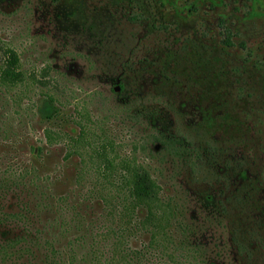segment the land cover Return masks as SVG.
<instances>
[{
  "label": "rangeland",
  "instance_id": "374dc122",
  "mask_svg": "<svg viewBox=\"0 0 264 264\" xmlns=\"http://www.w3.org/2000/svg\"><path fill=\"white\" fill-rule=\"evenodd\" d=\"M2 42L24 69L45 67L63 113L111 125L126 150L162 132L202 154L193 167L168 155L149 161L182 208L164 251L152 255L158 264L167 255L183 264H264V0H0ZM10 111L0 100L9 130L0 132V152L15 150L16 164L34 163L50 190L75 200L76 160L45 143L34 113ZM18 202L8 193L0 205ZM93 223L109 256L114 238L102 235L100 217Z\"/></svg>",
  "mask_w": 264,
  "mask_h": 264
},
{
  "label": "trees",
  "instance_id": "16d2710c",
  "mask_svg": "<svg viewBox=\"0 0 264 264\" xmlns=\"http://www.w3.org/2000/svg\"><path fill=\"white\" fill-rule=\"evenodd\" d=\"M223 42L231 44L230 39ZM0 49L1 102L12 115L19 116L24 109L34 113L45 124V143L62 145L63 158L76 160L72 200L70 192L50 190L49 175L41 174L34 163L16 164L15 150L0 152V202L8 193L19 200L9 211L0 205V228L6 230L0 232V264H158L152 255L164 251L182 208L174 195L163 192L149 161L168 155L193 167L202 154L187 138L162 132L138 136L126 150L125 139L111 125L96 126L80 111L68 116L62 112L60 100L47 88L45 67L24 69L11 45L2 42ZM135 100L120 106L127 109ZM6 119L0 117L3 137H9ZM95 204L101 213L86 211ZM98 217L104 223L102 235L114 238L107 247L109 256L99 251L93 228ZM161 262L183 264L170 255Z\"/></svg>",
  "mask_w": 264,
  "mask_h": 264
}]
</instances>
